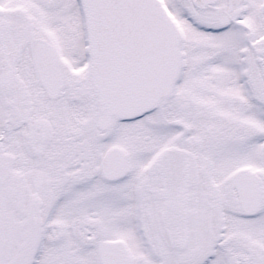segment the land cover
Here are the masks:
<instances>
[{"label": "snow or ice", "instance_id": "snow-or-ice-1", "mask_svg": "<svg viewBox=\"0 0 264 264\" xmlns=\"http://www.w3.org/2000/svg\"><path fill=\"white\" fill-rule=\"evenodd\" d=\"M0 264H264V0H0Z\"/></svg>", "mask_w": 264, "mask_h": 264}]
</instances>
